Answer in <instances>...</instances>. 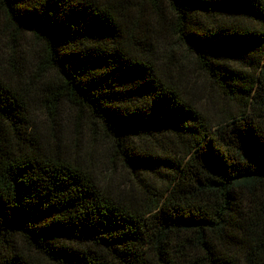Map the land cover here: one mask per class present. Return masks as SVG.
Returning a JSON list of instances; mask_svg holds the SVG:
<instances>
[{"label":"trees","instance_id":"trees-1","mask_svg":"<svg viewBox=\"0 0 264 264\" xmlns=\"http://www.w3.org/2000/svg\"><path fill=\"white\" fill-rule=\"evenodd\" d=\"M0 264H264V0H0Z\"/></svg>","mask_w":264,"mask_h":264},{"label":"rangeland","instance_id":"rangeland-1","mask_svg":"<svg viewBox=\"0 0 264 264\" xmlns=\"http://www.w3.org/2000/svg\"><path fill=\"white\" fill-rule=\"evenodd\" d=\"M163 45L164 44H162V46H160L159 49L165 52L166 49L163 48ZM187 59L184 60V64L186 65V67H188L186 68V71L188 72L190 76V80L192 81V84H193L191 93H192V96L194 97V100L197 101L200 104V108H203V111L205 109V111L208 112V114L215 112L217 110V106H216L217 104L214 103L213 101L212 103L211 102L209 103L207 99L205 100L203 98L205 97L206 91L205 89L200 91L199 86L201 85V81L198 79V75L195 74V71L192 69L193 66L190 64V62L188 63ZM38 109H39L38 106L36 105L33 106L34 111H38ZM36 114L38 113L36 112ZM59 116L60 117L58 119V127L56 128V130H58L57 135L63 138L67 142L69 148H73V147L75 148L74 145H80L81 142L79 140V134L74 129V122L76 118V112L74 111V109L63 104L60 107ZM98 143L99 145H101L100 146L101 149L102 147L104 148V141L102 139H99ZM99 153L97 152L95 154L96 159L100 158ZM114 171H115V174L121 180L123 178L125 179V177L127 176V174L121 167H115Z\"/></svg>","mask_w":264,"mask_h":264}]
</instances>
